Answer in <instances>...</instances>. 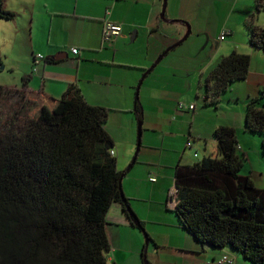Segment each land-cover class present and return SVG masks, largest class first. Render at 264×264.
I'll return each mask as SVG.
<instances>
[{
    "label": "trees",
    "instance_id": "16d2710c",
    "mask_svg": "<svg viewBox=\"0 0 264 264\" xmlns=\"http://www.w3.org/2000/svg\"><path fill=\"white\" fill-rule=\"evenodd\" d=\"M263 8L264 0H256L255 13ZM252 15L244 23L248 44L264 52V29ZM13 18L0 0V19ZM249 67V55L221 57L200 77L204 106L216 107L232 84L247 78ZM27 82L0 86V264H116L106 258L112 204L144 230L122 194L123 173L111 155V110L89 105L76 84L55 99ZM259 93L245 106L244 130L263 138L264 156ZM140 111L136 101L135 113ZM213 136L215 155L175 168L172 212L202 247L229 249L250 264H264V188L240 175L247 159L238 154L236 131L219 127Z\"/></svg>",
    "mask_w": 264,
    "mask_h": 264
},
{
    "label": "crops",
    "instance_id": "0c3cea01",
    "mask_svg": "<svg viewBox=\"0 0 264 264\" xmlns=\"http://www.w3.org/2000/svg\"><path fill=\"white\" fill-rule=\"evenodd\" d=\"M255 1L4 0V8L13 13L14 18L11 21L0 19V60L3 66V69L0 70V86L19 88L22 80L26 78L28 79L27 86L30 89L41 90L55 99L62 98L69 84H76L89 105L104 108L102 105L90 101V97H88L90 92L88 85L93 82V79L86 74L85 67L88 63L106 67H116V65L105 63L107 60L103 58L84 57L83 50L88 53H97L98 50L112 48L119 44L127 46L129 42H136L143 37H147L149 41L152 39L155 41L153 54L149 50L151 46L147 44L146 50L139 55L141 56L138 58L139 63H132V66L135 67H124L127 70L139 72V75L141 73L144 75L143 70H147L145 69L147 66L154 64L166 50L169 51L164 53L162 59L167 57L170 51L173 52L172 44L176 41L180 42L183 38L184 41L199 40L201 43L202 41L208 43L213 36L223 43L217 51L221 54L220 57L227 56L231 52L250 56L247 78L242 82L232 84L230 90L220 98V101L226 102L227 105L221 108L217 104L214 107L215 110L211 112L216 118H209V114L205 116L204 113L207 111L200 109L195 102L192 103V100L187 101L190 103L187 105L194 104L195 106L189 114H186L187 110H178V105L177 110L173 109L174 105L163 108V105L155 106L156 104H154L150 107L156 111V115L150 120L156 122L148 126L147 140L143 141L145 151L139 155L140 164L137 163L136 158L135 164L123 173L121 182L124 197L128 200L136 218L141 219L139 221L143 223V228L145 227L148 233L145 235L146 244H143L139 234L142 231L139 230L140 232L137 234V226H132L124 214L122 206L114 203L106 216V233L111 248L106 255L109 262L116 264H218L221 257L227 254L234 259L230 264H250L229 249H204L180 226L177 218L174 220L173 216L167 215V210L173 213L176 203L171 202V198L166 201L165 196L167 192L171 196V191L168 190L171 183H173L172 190H174L175 168L178 165L189 166L190 155L187 159L185 156L187 149L192 148L191 145L203 144L206 152L210 147L212 148L210 155L216 154V142L213 135L219 127L232 128L236 131V135L238 133L239 155L250 160L251 144L257 151L258 140L245 132L242 121L247 102L256 98L257 92H264V57L260 56L259 50L248 44L247 37H238L241 34V27L244 26L251 13L255 24L264 29V8L255 13ZM104 21L122 26L121 35L112 44L102 43ZM208 27L212 28V33ZM63 31L66 32L67 38L80 31L83 40L90 35L92 41L85 46L81 44L83 49H77L79 53L74 55L71 50L76 49L74 47L76 45L69 43L63 34L61 37ZM222 32L229 34L223 41H220L219 36ZM59 54L61 56L65 54L66 57L57 62L55 58ZM101 54L104 53L101 52ZM37 55H42L43 59L36 62L35 56ZM219 59L211 58L209 63L207 61L206 64L200 63L192 71V74H189V70L187 72L182 70L176 74L173 82H169L171 74L165 76L167 72L161 76L157 75L158 78L170 85L171 89L174 86L185 87V80L189 81L186 89L190 94V83L194 75L200 73L197 83L199 89L200 77L206 70L204 68L208 67L207 70H210ZM160 62L150 73L158 69ZM34 68H36L35 71ZM149 74L143 81L150 77ZM138 78L139 76L135 80ZM155 79L157 78L148 81V94L152 100L161 101L167 97L168 89L161 87L154 81ZM175 79H179V81ZM100 83L102 82L100 81ZM132 89L136 93V88ZM122 98L124 99L125 96ZM136 101L139 102V97L134 101V113ZM140 103L141 114L135 113V116L139 123L141 122L143 132L145 116L142 114L143 101ZM223 108L228 109L231 116L228 115L227 118H224L220 115L219 112L221 113ZM116 110L111 109L108 121L112 117L114 121L118 122V117L115 115L121 113L125 108ZM121 122L122 118L119 119V123ZM107 133L114 144L116 163L123 161L124 164H127L136 150L131 140L132 137L122 143L114 135ZM189 143L192 144L189 145ZM165 144L171 146L167 147ZM135 166H141V168ZM151 177H155L156 181L150 182ZM246 177L250 179L249 176ZM140 202L151 204L150 212L155 214L152 219L150 217L144 219L143 215H140L141 208L138 206ZM155 206L156 208L152 209ZM164 207L167 208L166 211ZM110 253L113 254L110 256Z\"/></svg>",
    "mask_w": 264,
    "mask_h": 264
},
{
    "label": "rangeland",
    "instance_id": "374dc122",
    "mask_svg": "<svg viewBox=\"0 0 264 264\" xmlns=\"http://www.w3.org/2000/svg\"><path fill=\"white\" fill-rule=\"evenodd\" d=\"M211 24L213 25L212 21H211ZM208 29H210V33H212V28L208 27ZM240 32H241V34L238 35L239 38H243L244 36L247 37V33H246L244 26L241 27ZM62 34H63L64 38L66 39L67 38L66 32L65 31L61 32V37H62ZM67 41L69 43L75 44L76 46H74V47L76 49H83L81 44L84 46L89 44V42L92 41V38L90 35H88L86 37V39L83 40L81 37L80 31H79L78 34H75V35L67 38ZM176 43H178V41L174 42L172 45H174ZM147 44L151 46L149 50L153 54V45H155V41H153L152 39H150V41H149L147 39V37L140 38L138 41L133 42V43L129 42V44L127 46L119 44L118 46H114L112 48H105L104 50H98L97 53H95V52H93V53L89 52L88 53L85 50L82 51L84 54V57L85 56H88V57L92 56L93 58H95V57L103 58V59L107 60V62H105V63L116 65V67H114V66L106 67V66H102L99 64H95V63H88L86 65V67H85L86 68V74L89 75L93 79V82L88 85L89 90H90L88 97H90V101H94L95 103L102 105V107L110 109V110L112 109V110L117 111L116 109L125 108V110H123L121 113L115 115L118 117L117 118L118 122L114 121L112 119V117H111V119H109L108 124L106 125V131L111 133L112 135H114L122 143H124L126 140H128V138L132 137L131 140L135 146V149H136V144H137L139 121L137 120V117L135 116V113H134L135 91L132 88H136L140 78L142 77V73L139 75V72L127 70L124 67L125 66L135 67V66H132V63H139L138 58L141 57L139 55H141V53L146 50ZM222 45H223V43H220L213 36L211 37V40L208 41V43H207V41H202V43H201L199 40H197V41H192V40L184 41L182 43V45L174 48V50H172L173 52L170 51L169 55L161 60L158 69L156 71L150 73L149 74L150 77L148 76L149 78L145 79L146 81H143L144 83L140 87V92H139L138 97H139V103L143 101V112H142V114H143V116H145V122L143 121L141 149H140V152H139L138 157H137V163L140 164L139 155H140V153L145 151L143 149V147H145L144 146L145 144H143V141L146 142V140H147L146 137L149 133V131H147L148 126L151 123L154 124L156 122V121L150 120L151 117H154L156 115L155 114L156 111L154 110V108H150L152 105H154V104H156L155 106L163 105L162 106L163 108L169 107L170 105H174L173 109L177 110V105H179V104L185 105L186 104V106H189V105H187L189 103L187 101L192 100V103L195 102L200 107V109H204L205 111H207L204 113L205 116H207L206 114H209L208 115L209 118H212V117L216 118V116L212 115V112H211L212 110H215L214 107H212V106L204 107L203 106L204 105V102L202 100L203 91L198 89V86H197L200 73H198L196 76L194 75L193 80L191 79V83H190L191 93L190 94H188L187 89H186V87H188L189 81L187 82V80H185V87L179 88V86L178 87L174 86V88L171 89V86L168 85L167 83H165L164 81H162L160 78H158L159 76L157 74H159L160 76L162 74H165L166 72H167V74H165V76H167L168 74H171V76L169 78V82H173L174 81L173 78H175L176 74H179L182 70H184V72H187L189 70V74H192V71L200 63L206 64V61L209 63L211 58H221L220 57L221 54H219V52L217 53V51H218L219 47H222ZM171 46H169V47H171ZM101 52H103L104 54L102 55ZM259 54H261L260 56L264 57L263 51H260ZM263 57H260V58H263ZM170 62H171V64H170ZM152 65L153 64H150L145 69L148 70ZM204 69H206V70H205V72H203L204 73L203 75L207 74L209 71V70H207L208 67L207 68L205 67ZM138 76H139V78L137 80H135V78ZM153 78H157L154 81L157 82L158 84H160L161 87H165L168 89L167 90V97L163 98L161 101L152 100L148 94L149 93L147 90L148 81L153 79ZM175 80L179 81V79H175ZM100 81L103 84L100 83ZM257 93L258 94H255V95H257V97H258L260 95V93L259 92H257ZM196 94H198V95H196ZM123 96H125L124 99L122 98ZM196 97H198V98L196 99ZM218 105H219L218 107L221 106V108H222L223 106H226L227 103L221 100L218 103ZM140 107H142L141 103H140ZM186 110L188 111L186 114H189L190 110H188V109H186ZM229 112H228V109L223 108V110L221 109V113L219 112V114L224 116V118H227L228 115L231 116V114H229ZM214 113L215 112L213 111V114ZM120 118H122L121 123H119ZM244 119H245V113H244V117H243V121H242L243 126H244ZM130 134H131V136H130ZM143 135H144V139H143ZM237 135H238V133H237ZM250 135L252 137H254L256 140H258V143H257V151L258 152L256 150H254L255 148H254L253 144H251V146H252V148H251L252 151L250 152V155H251L250 160L251 161L249 159L246 160L243 169L240 171V175L244 176V177L249 176L253 185L257 189L258 188L263 189L264 188V156L262 153L263 138L261 136H258V135H252V134H250ZM186 137H188V136L186 135ZM191 144L189 143V145H191ZM165 145L167 147L171 146L168 144H165ZM189 145L187 144L186 146L188 147ZM191 147L192 148L187 149L186 156H185V159H187V157L190 155V157L188 158L189 166H192L193 164L197 163L203 157L209 156L210 151L212 149L209 147V149L206 152L203 144L199 145V146L191 145ZM246 150H248V149H246ZM151 152H153V151H151ZM194 155H196V158L194 157ZM132 158H133V156L130 158V160L127 164H124L123 161H117V169L122 171V173H124L128 169V166H129ZM134 168H133V170H134ZM136 168H141V166H137ZM135 170H137V169H135ZM172 185H173V183H171V186L168 189L171 191L170 192L171 196H172V191H173ZM171 196H169V192H167V195L165 196L166 201H169L168 198H171ZM150 205L151 204L149 202L138 203V206H140V208H141L140 215L142 214L144 219H146L147 217H150V219H152L155 215L154 213L150 212V209H149ZM155 208H156V206L152 207V209H155ZM166 209L167 208L164 207L165 211H166ZM167 213H168L167 215L169 217L173 216V218L175 220L176 217L173 215V213H171V211L167 210ZM139 220H141V219L139 218ZM153 228H156V227L153 226ZM143 230L144 231L140 232L139 229H136V233L140 232L139 234L142 238L143 244L145 245L146 244L145 243V241H146L145 235H148V233H147L145 227L143 228ZM121 243H123V242L121 241ZM111 254H113V253H110L109 255L111 256ZM106 255H108V254H106ZM139 258L141 260L140 254H139Z\"/></svg>",
    "mask_w": 264,
    "mask_h": 264
},
{
    "label": "built area",
    "instance_id": "2783aa9c",
    "mask_svg": "<svg viewBox=\"0 0 264 264\" xmlns=\"http://www.w3.org/2000/svg\"><path fill=\"white\" fill-rule=\"evenodd\" d=\"M122 33V26L117 24V23H113V22H110V21H104V24H103V30H102V36H101V40H102V43L104 44H112ZM229 33L228 32H222V34L219 36V40L220 41H223L225 39V37L228 35ZM72 54L74 55H78V50L77 49H72L71 50ZM43 59V56L42 55H37L35 56V61H39V60H42ZM36 70V68H34V71ZM194 104H191L189 106H186L184 104H179L178 105V110H190V111H193L194 110ZM111 155L114 156L115 155V152L114 150L111 151ZM196 157V155H195ZM150 182H155L156 181V178L155 177H151L149 179ZM175 188L172 192V196H171V202L173 201V203H176V200H175ZM234 259L229 256V255H223L221 257V259L218 261V264H230V263H233Z\"/></svg>",
    "mask_w": 264,
    "mask_h": 264
},
{
    "label": "water",
    "instance_id": "95a60500",
    "mask_svg": "<svg viewBox=\"0 0 264 264\" xmlns=\"http://www.w3.org/2000/svg\"><path fill=\"white\" fill-rule=\"evenodd\" d=\"M184 41V38L180 41V42H178V43H176V44H174L172 47H171V49L172 48H175V47H177L180 43H182ZM169 50H166L164 53H167ZM164 53L154 62V64L147 70V72H145L144 73V75H142V77H141V79H140V81L138 82V84H137V87H136V93H135V98L136 99H138V95H139V90H140V87H141V84H142V82H143V80H144V78H145V76L147 75V74H149L156 66H157V64L161 61V59H162V57L164 56ZM66 56H65V54L63 55V56H61V55H58V56H56V58H55V60H61V59H63V58H65ZM3 69V66H0V70H2ZM141 122L138 124V135H137V144H136V150H135V153H134V156H133V158H132V160H131V162H130V165L128 166V169H130L134 164H135V162H136V158H137V155H138V152H139V149H140V146H141V135H142V130H141ZM127 169V170H128ZM126 170V171H127ZM125 173V172H124ZM124 175V174H123ZM123 177V176H122ZM122 194H123V192H122ZM123 196H124V194H123ZM204 248L205 249H208L209 248V246L207 245V244H205V246H204Z\"/></svg>",
    "mask_w": 264,
    "mask_h": 264
}]
</instances>
